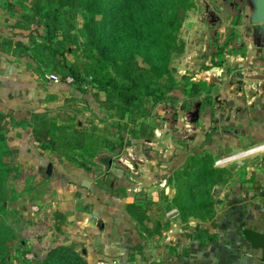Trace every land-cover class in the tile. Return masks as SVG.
<instances>
[{
  "label": "rangeland",
  "instance_id": "obj_1",
  "mask_svg": "<svg viewBox=\"0 0 264 264\" xmlns=\"http://www.w3.org/2000/svg\"><path fill=\"white\" fill-rule=\"evenodd\" d=\"M189 1L192 7L176 38L178 49L171 53L167 63L170 74L154 80L146 69L131 73L130 77L139 85L146 86L142 91L146 95H140L137 101L129 100L125 107L116 93L100 92L95 84L97 78L107 75L129 85L115 69L95 75L96 64L89 58L82 32L84 0H67L64 8L58 7L57 0H0V53H18L11 74L16 84L15 102L8 107L14 110V116L4 121V146L16 154L6 159V185L0 197V218L17 238L8 258L13 264L20 263L28 250L40 254L47 249L44 246L58 244L74 245L87 262L90 255L89 260L94 258L95 262L89 264H158L152 247V239H159L153 235L152 228L157 208L173 211L163 221L160 247L166 255L177 257L176 248L169 247V243L182 245L179 242L183 232L188 235L196 228H205L222 210L234 207L241 196H251V153L224 161L250 151L252 146H240L238 135L208 133L209 123L205 120L192 123L189 117L194 104L212 107L214 89L210 86L213 85L207 86L202 80L205 74L216 72L217 69H211V63L222 66L225 55L236 57L239 53L220 47L226 23L236 10L231 12L223 0ZM231 1L243 9L238 21L242 26L233 28L235 36L241 41L250 38L247 33L251 34V23L243 19L251 14L249 2ZM206 6L213 12L223 8L220 27L209 23ZM48 48L56 49L59 56H52ZM31 50H39V66L28 60L20 65ZM68 69L84 81L67 83L66 78H72ZM51 74L60 81L51 83L47 79ZM222 78L219 74L216 77L218 81ZM192 84H197L195 93L190 91ZM171 86L174 89L168 92ZM156 88H161L165 97L150 95V90ZM4 107L0 106V110ZM231 126L227 128L238 125ZM206 156L211 157L216 169L226 172L209 192L214 216L205 222L193 217L182 221L172 199L186 179L184 172H193L199 166L197 161ZM140 162L154 168L149 173L153 181L148 185L138 181ZM79 174L86 180L78 179ZM87 181H91L88 189L81 187ZM83 188L87 189L86 193H80ZM137 189L140 190L134 191ZM93 190L124 195L128 202H152V198H157L156 205L148 209L149 221L145 224L148 232L142 237L136 233L119 235L118 244L114 243L115 248L105 255L99 243L100 224L96 222L92 233L87 234L85 227L77 228L74 217L78 210L89 213L90 206L83 207L80 200L82 195L87 198L92 195ZM143 190H146L145 198L139 200L138 194ZM125 205L122 208L121 202H115L112 210L125 209ZM34 206L38 211L32 212ZM56 214L62 217L60 232H55L59 223ZM121 219L124 230L128 227L127 220L122 215ZM128 220L130 227L134 226L130 217ZM143 240L147 244L141 247ZM177 248L187 255L182 247ZM26 258L31 255L27 254Z\"/></svg>",
  "mask_w": 264,
  "mask_h": 264
},
{
  "label": "trees",
  "instance_id": "obj_2",
  "mask_svg": "<svg viewBox=\"0 0 264 264\" xmlns=\"http://www.w3.org/2000/svg\"><path fill=\"white\" fill-rule=\"evenodd\" d=\"M67 0H57L58 7L67 6ZM69 1V0H68ZM189 0H84L82 8V32L89 48V58L96 64L95 75L104 74L106 69H115L116 73L129 85L118 83L114 78L102 75L95 84L100 92L109 90L116 93L120 102L139 99L143 94L144 84L139 85L130 74L136 70L146 69L154 80H160L170 74L167 63L170 55L175 52L178 30L186 19V13L191 8ZM23 51L25 46L18 43ZM49 49V48H48ZM30 55L24 58L25 62L35 61L39 66L41 57L39 50L29 51ZM49 53L57 57L56 49H49ZM6 55L13 59L18 53ZM7 56V57H9ZM34 64V63H33ZM74 81L79 76L68 69ZM143 86V87H142ZM197 84L190 86V91L197 92ZM174 87H169L168 92ZM150 95L158 98L165 97L161 88L150 90ZM209 102V101H208ZM208 104V103H207ZM14 110L4 107L0 110V197L5 190V169L7 158L16 154L14 150L6 149L4 121L12 119ZM123 116V115H121ZM198 168L185 174V181L180 191L173 197L172 203L177 208L182 221L188 217L198 218L200 221H209L214 216L210 189L217 185L226 173L216 169L210 156L197 161ZM152 202L134 200L125 205V211L134 223L137 234L142 237L148 232L145 224L149 221L148 209ZM58 224L55 232H60L62 217L56 214ZM61 220V221H60ZM191 241L201 246L217 241V234L210 233L206 228H196L187 235ZM13 229L0 218V264H13L8 260L12 253V246L16 242ZM27 254L31 258H26ZM18 264H89L81 253L75 250L74 245H54L44 250L41 255L28 250Z\"/></svg>",
  "mask_w": 264,
  "mask_h": 264
},
{
  "label": "crops",
  "instance_id": "obj_3",
  "mask_svg": "<svg viewBox=\"0 0 264 264\" xmlns=\"http://www.w3.org/2000/svg\"><path fill=\"white\" fill-rule=\"evenodd\" d=\"M245 45H250V38L242 40ZM9 55L0 53V106L11 107L14 102V89L16 84L11 80V74L14 71L16 60L11 58ZM233 56V55H232ZM225 55V58H240L239 56ZM251 59L255 56L253 52L250 53ZM236 58V59H237ZM26 62H22L20 65H24ZM233 64L229 63V66ZM264 67V64H259L254 66V72ZM218 72L203 76V81L213 80L217 82L216 77ZM255 109L251 112V116L247 115L245 119H241L238 122H231L227 124L228 126L238 125L244 129V133L238 135L237 142L240 146H252L249 150L251 152V196L245 197L244 195L236 202L234 207L225 208L218 214L211 222H208L204 227L210 232L217 234V241L214 243H208L207 245L201 246L196 241H191L187 238L185 232L182 234V241L176 246L174 242L169 243V247H174L177 250V257H173L169 253L166 255L164 253V248L160 247L161 235L160 232L164 231L163 221L173 211L164 212L162 209L157 208L156 221L153 224V235L159 236L157 240L152 239L153 242V255L158 258V264H264L260 260V251L252 250L249 244L241 236V231L244 228H249L259 233L264 234V106L260 102H255ZM250 122L251 124H247ZM232 127V126H231ZM263 146V148H262ZM260 148V149H258ZM242 150H238L240 152ZM141 165L138 166L139 169V183L148 185L150 180L153 178L149 177L150 172H154V168L151 165H147L144 162H140ZM152 172V173H153ZM78 179L86 180L82 175H78ZM88 184H80L81 187L87 188L90 186L91 181H87ZM154 183V182H152ZM81 189L80 193H86L88 189ZM121 189V188H119ZM134 190V191H137ZM117 194V193H116ZM146 190H143L141 194H138L139 200H144ZM82 195L83 207L87 204L89 207V213H83L81 210L74 213L75 222L77 228L83 230L86 228V232L92 233L91 230L96 226L95 223L100 224L99 228L101 231L100 244L103 248V253L111 251L114 249V243L117 245L118 241L116 238L124 233H129V235L134 236L137 234L135 227L129 224L128 214L125 209H122V205L128 204L126 197L124 195H114L112 193L106 192L104 190H93L92 195ZM152 205L155 206L157 198H152ZM115 202H121V207L115 212L112 210V206ZM80 209V208H79ZM229 210V211H228ZM83 213V214H82ZM127 220V225L124 230L123 221L121 219ZM87 222V223H86ZM159 231V232H158ZM190 233V232H189ZM81 235V231L79 232ZM138 235V234H137ZM144 236V233L142 234ZM94 242V236L92 234L88 235ZM161 237V238H160ZM140 238V237H139ZM141 239V238H140ZM145 239V238H143ZM145 242V243H144ZM147 241L143 240L140 246H146ZM48 249V247L44 246ZM177 247H182L187 255L180 251ZM193 249L197 251L194 252ZM90 250V249H89ZM44 250L41 251V253ZM40 253V255H41ZM105 253V255H108ZM94 255V254H93ZM92 255V256H93ZM88 255V262H95ZM175 256V255H174Z\"/></svg>",
  "mask_w": 264,
  "mask_h": 264
},
{
  "label": "flooded vegetation",
  "instance_id": "obj_4",
  "mask_svg": "<svg viewBox=\"0 0 264 264\" xmlns=\"http://www.w3.org/2000/svg\"><path fill=\"white\" fill-rule=\"evenodd\" d=\"M225 4L228 5L229 10L232 12L236 10V13L233 17L230 18L227 25V29L224 32V38L221 42L220 47H225L229 50H236L239 52L236 56L240 58H234L231 60L230 58H225L222 66L218 64L213 65L211 63V69H217L216 72H221L223 76L217 82L213 80L206 81L207 86L213 88L212 96V107L202 108L201 103L194 104V111L189 113V117L192 123H196L200 120H205L206 123H209L211 126L206 128V131L219 133L222 135L230 134V135H240L244 133V129L241 127L236 128H227L229 123L238 122L241 119H245L247 115L251 116V112L255 109V102L258 101L264 106V67L260 68L257 73L254 72V66L257 64H264V57L251 59L250 53L253 52L249 49V45H245L240 38L235 36L236 32H233V28L240 27L238 21L243 14V9L239 8L237 3L232 2L231 0H223ZM209 23L212 26L220 27L222 25L224 15V10L221 8L217 9L216 12L210 11L209 6L205 7ZM250 28V26L248 27ZM232 29V30H231ZM228 33V34H227ZM248 36L251 34L247 33ZM251 45V44H250ZM216 52V50H215ZM229 63L233 64L232 69L229 66ZM241 72V73H240ZM237 73L242 75L243 84L242 89L245 90V93H239L240 86L238 85V77H235ZM220 75V73H219ZM232 75L231 78L229 76ZM215 83V84H214ZM260 84L259 88V97L248 99V92L254 87L255 84ZM232 100L233 105H229L228 102ZM247 124H251L248 122ZM219 130H216L217 127Z\"/></svg>",
  "mask_w": 264,
  "mask_h": 264
},
{
  "label": "water",
  "instance_id": "obj_5",
  "mask_svg": "<svg viewBox=\"0 0 264 264\" xmlns=\"http://www.w3.org/2000/svg\"><path fill=\"white\" fill-rule=\"evenodd\" d=\"M251 7L250 16H244V20H248L251 23V45L249 49L253 51L256 57H264V0H247ZM239 6V5H238ZM216 69V68H215ZM212 69V70H215ZM241 73V72H240ZM237 73L235 77H238V85L240 86L239 93H245L242 89L243 79L242 75ZM220 76H222L220 74ZM232 75L229 76L231 78ZM260 84H255L254 87L248 92V99L259 97ZM229 105H233V101L228 102ZM263 148V146H262ZM260 149V148H258ZM251 152H242L237 155L231 156L225 159L224 162L235 160L237 158L243 157L250 154ZM241 236L249 244L252 250L260 251V260L264 262V234L251 230L249 228H244L241 231Z\"/></svg>",
  "mask_w": 264,
  "mask_h": 264
},
{
  "label": "built area",
  "instance_id": "obj_6",
  "mask_svg": "<svg viewBox=\"0 0 264 264\" xmlns=\"http://www.w3.org/2000/svg\"><path fill=\"white\" fill-rule=\"evenodd\" d=\"M47 79L53 84H56V83H58L60 81L59 77L57 75H55V74H51V75L47 76ZM65 81L67 83H72L73 79L72 78H66ZM31 210H32V212H36V211H38V208H37V206H34V207L31 208ZM97 264H103V263L102 262H98Z\"/></svg>",
  "mask_w": 264,
  "mask_h": 264
}]
</instances>
